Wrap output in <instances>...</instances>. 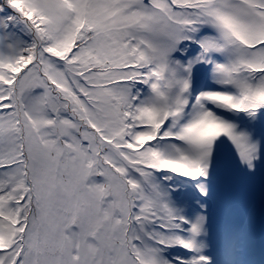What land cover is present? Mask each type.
<instances>
[{"label": "snow or ice", "instance_id": "obj_1", "mask_svg": "<svg viewBox=\"0 0 264 264\" xmlns=\"http://www.w3.org/2000/svg\"><path fill=\"white\" fill-rule=\"evenodd\" d=\"M0 264H264V0H0Z\"/></svg>", "mask_w": 264, "mask_h": 264}, {"label": "trees", "instance_id": "obj_2", "mask_svg": "<svg viewBox=\"0 0 264 264\" xmlns=\"http://www.w3.org/2000/svg\"><path fill=\"white\" fill-rule=\"evenodd\" d=\"M259 238V237H258Z\"/></svg>", "mask_w": 264, "mask_h": 264}]
</instances>
